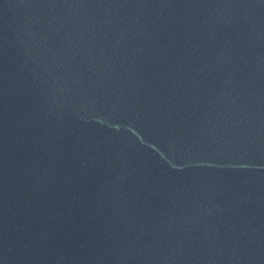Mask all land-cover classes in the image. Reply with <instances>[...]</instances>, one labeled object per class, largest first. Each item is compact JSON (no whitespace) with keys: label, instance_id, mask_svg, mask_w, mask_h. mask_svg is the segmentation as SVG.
<instances>
[{"label":"water","instance_id":"water-1","mask_svg":"<svg viewBox=\"0 0 264 264\" xmlns=\"http://www.w3.org/2000/svg\"><path fill=\"white\" fill-rule=\"evenodd\" d=\"M0 264H264V3L0 0Z\"/></svg>","mask_w":264,"mask_h":264},{"label":"snow or ice","instance_id":"snow-or-ice-1","mask_svg":"<svg viewBox=\"0 0 264 264\" xmlns=\"http://www.w3.org/2000/svg\"><path fill=\"white\" fill-rule=\"evenodd\" d=\"M45 2H52V3L63 2V3H67L68 0H45ZM79 2L88 3V2H90V0H79ZM115 2H119V0H115ZM260 2L264 3V0H260Z\"/></svg>","mask_w":264,"mask_h":264}]
</instances>
